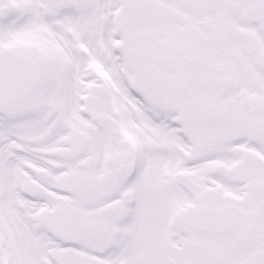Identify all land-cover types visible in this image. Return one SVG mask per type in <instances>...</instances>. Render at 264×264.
<instances>
[{
  "label": "snow or ice",
  "instance_id": "snow-or-ice-1",
  "mask_svg": "<svg viewBox=\"0 0 264 264\" xmlns=\"http://www.w3.org/2000/svg\"><path fill=\"white\" fill-rule=\"evenodd\" d=\"M0 264H264V0H0Z\"/></svg>",
  "mask_w": 264,
  "mask_h": 264
}]
</instances>
